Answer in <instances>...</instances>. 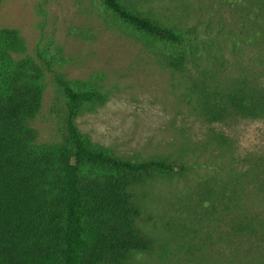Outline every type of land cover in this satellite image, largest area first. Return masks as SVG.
Masks as SVG:
<instances>
[{
  "label": "trees",
  "instance_id": "trees-1",
  "mask_svg": "<svg viewBox=\"0 0 264 264\" xmlns=\"http://www.w3.org/2000/svg\"><path fill=\"white\" fill-rule=\"evenodd\" d=\"M99 1L118 21L165 49L162 62L185 76L182 100L201 121L264 118V0L229 2L241 21L235 32L219 27L213 38L197 23L182 21L190 14L183 0H141L130 6L126 0ZM250 9L254 13L247 18ZM214 39L227 40L231 50L239 43L251 48L260 74L219 79L226 60ZM24 50L17 30L0 28V264H126L132 253L150 248L135 225L139 207L133 188L181 165L119 157L95 145L74 117L82 104L100 102L104 93L72 88L41 52L38 62L30 56L14 59ZM44 71L54 75L63 93L66 133L60 143L37 146L29 122L41 106ZM205 136L203 146L220 155L232 147L213 128ZM233 162L221 156L216 164L226 180L197 193L219 215L217 222L222 213L228 216L233 237L254 236L260 215L248 203L250 170H239Z\"/></svg>",
  "mask_w": 264,
  "mask_h": 264
},
{
  "label": "rangeland",
  "instance_id": "rangeland-1",
  "mask_svg": "<svg viewBox=\"0 0 264 264\" xmlns=\"http://www.w3.org/2000/svg\"><path fill=\"white\" fill-rule=\"evenodd\" d=\"M232 1L183 0L190 14L182 21L197 23L211 37L219 27L235 32L241 19L227 7ZM135 2L141 0H126L129 6ZM253 13L250 9L247 18ZM0 28L17 30L24 42V52L14 59L38 62L41 52L72 88L104 93L102 101L82 104L74 117L95 145L119 157L181 165L133 188L139 207L135 225L150 248L132 253L126 264H264V118L201 121L182 100L185 76L163 64L165 49L118 21L99 0H1ZM213 42L222 45L226 60L219 79L260 74L251 48L239 43L231 50L227 40ZM53 76L44 71L41 106L29 122L37 146L60 143L66 133L64 96ZM210 128L230 139L229 151L220 155L203 146ZM224 155L236 159L232 166L250 170L248 203L260 215L254 236L233 237L228 216L222 213L217 222L219 215L197 193L226 180L216 164Z\"/></svg>",
  "mask_w": 264,
  "mask_h": 264
}]
</instances>
